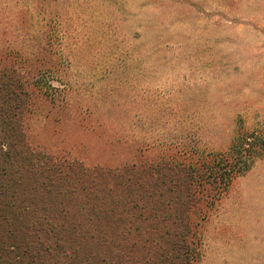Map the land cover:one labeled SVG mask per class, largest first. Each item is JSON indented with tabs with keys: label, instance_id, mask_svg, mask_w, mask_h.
Instances as JSON below:
<instances>
[{
	"label": "rangeland",
	"instance_id": "rangeland-1",
	"mask_svg": "<svg viewBox=\"0 0 264 264\" xmlns=\"http://www.w3.org/2000/svg\"><path fill=\"white\" fill-rule=\"evenodd\" d=\"M28 143L86 166L193 163L264 130V0H0ZM198 195L197 264H264V156Z\"/></svg>",
	"mask_w": 264,
	"mask_h": 264
},
{
	"label": "trees",
	"instance_id": "trees-1",
	"mask_svg": "<svg viewBox=\"0 0 264 264\" xmlns=\"http://www.w3.org/2000/svg\"><path fill=\"white\" fill-rule=\"evenodd\" d=\"M27 101L21 74L0 65V264H197L200 190L221 195L264 156V130L236 126L193 163L86 166L28 143Z\"/></svg>",
	"mask_w": 264,
	"mask_h": 264
}]
</instances>
